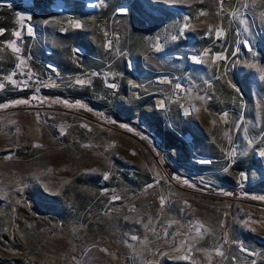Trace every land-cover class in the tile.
I'll return each mask as SVG.
<instances>
[{"label": "rangeland", "instance_id": "rangeland-1", "mask_svg": "<svg viewBox=\"0 0 264 264\" xmlns=\"http://www.w3.org/2000/svg\"><path fill=\"white\" fill-rule=\"evenodd\" d=\"M0 264H264V0H0Z\"/></svg>", "mask_w": 264, "mask_h": 264}, {"label": "trees", "instance_id": "trees-1", "mask_svg": "<svg viewBox=\"0 0 264 264\" xmlns=\"http://www.w3.org/2000/svg\"><path fill=\"white\" fill-rule=\"evenodd\" d=\"M7 15H8V18H6V21H10V19H11V17H12V14H10V13H7ZM3 26H6V23L5 24H3ZM81 33H82V31H80V32H77V37H79V35L81 36ZM74 40H75V38H74ZM75 41H77V39L75 40ZM79 41V40H78ZM81 44V43H80ZM83 46L84 47H86V45L85 44H83Z\"/></svg>", "mask_w": 264, "mask_h": 264}, {"label": "snow or ice", "instance_id": "snow-or-ice-1", "mask_svg": "<svg viewBox=\"0 0 264 264\" xmlns=\"http://www.w3.org/2000/svg\"><path fill=\"white\" fill-rule=\"evenodd\" d=\"M75 27H80V25H79V24H76ZM16 35L18 36L19 33H16ZM16 50L18 51V49H16ZM77 83H79V84H83V83H85V82L82 81V80H80V81H77ZM162 202H163V201H162Z\"/></svg>", "mask_w": 264, "mask_h": 264}]
</instances>
